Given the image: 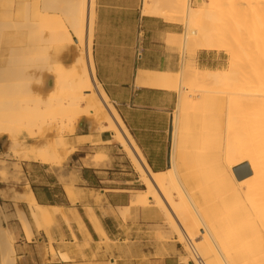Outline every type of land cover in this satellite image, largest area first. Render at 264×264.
Instances as JSON below:
<instances>
[{"label": "bare ground", "instance_id": "bare-ground-1", "mask_svg": "<svg viewBox=\"0 0 264 264\" xmlns=\"http://www.w3.org/2000/svg\"><path fill=\"white\" fill-rule=\"evenodd\" d=\"M95 1L38 0L33 12L25 4L24 20L11 21L13 0H0V135L25 160L56 164L74 149H67L62 136L56 141L46 138L54 131H74L81 119L90 117L96 129L113 133L146 186L131 204L145 205L154 198L159 210L153 217L164 218L166 228L190 250L191 261L264 264V0H202L198 6L192 0H141L142 15L184 25L182 33L167 32L168 43L182 49L180 69L140 68L135 77L139 86L177 96L165 170L151 167L97 78L92 55ZM22 26L28 28L26 35L18 32ZM72 46L77 55L66 64L58 56ZM51 47L56 56L49 54ZM201 50L224 51L228 67L193 63ZM33 70H46L50 76H39L34 85ZM50 77L57 94L43 98L40 94L48 89ZM22 136L38 144L21 147ZM88 140L87 135L77 137L79 143ZM194 150L208 153L205 163L214 168L208 178L213 192L200 194L181 175L190 161L186 155ZM102 157L94 154V165ZM243 163L251 174L239 179L234 168ZM1 170L0 182L9 180ZM20 180L14 177V183ZM11 190L14 198L29 203L38 228L54 221L58 208L38 204L32 190ZM67 192L74 197L71 187ZM215 198L220 200L215 203ZM88 213L95 230L110 240L90 208ZM18 217L28 236L33 235L32 222L19 210ZM2 220L8 221L9 215L0 218V264L22 263L23 258L13 257V234ZM41 248L46 261L48 251L56 257L53 245L43 243Z\"/></svg>", "mask_w": 264, "mask_h": 264}, {"label": "rangeland", "instance_id": "rangeland-1", "mask_svg": "<svg viewBox=\"0 0 264 264\" xmlns=\"http://www.w3.org/2000/svg\"><path fill=\"white\" fill-rule=\"evenodd\" d=\"M7 2L8 0H2ZM103 1V3H102ZM4 7L6 8V5ZM202 0H192V4L195 6L200 5ZM26 3H29V9L33 12V8L39 7L38 0H13L11 16L8 19L11 21H22L25 18L23 10L27 9L25 6ZM104 3L112 5L107 8H103ZM1 7V6H0ZM95 9L97 12V17L93 25V38H92V55L95 61L96 66V75L99 81L103 84V81H106L103 73L112 71L116 73V70H126V76L121 77L122 79H129L138 73L139 68L144 67L142 63H136V47L142 39V46L144 48L143 52V61H145V66H150L153 69L159 70H172L178 71L181 66L182 60V49L178 44L170 45L168 43L167 32H147L146 28H163L167 25V31H175L182 33L184 31V25L179 22H169L164 21L163 18L158 17V19H150L148 16L142 15L141 13V0H96ZM143 17V25L140 23L139 18ZM32 20H34L33 15L31 14ZM39 17H35V20H39ZM146 23V24H145ZM14 31V30H12ZM144 31V34H142ZM18 32H22L23 35H26L28 28L22 26L18 28ZM44 36L47 37V33H44ZM48 44V42H44ZM148 48V50H147ZM214 54H218L219 60L214 61L212 68H227L229 65V55L222 50H208ZM8 52V51H7ZM49 54L56 56L54 48L48 49ZM199 53V52H198ZM77 55L75 46L70 47L69 49L63 51L58 58L66 64H70L74 61ZM198 54L192 59L193 63H197ZM113 58V59H112ZM200 67H203L199 65ZM36 73L33 77L32 83L35 85L37 78H46V75L50 76V73L46 70L42 71H32ZM123 75V73H121ZM117 78V79H121ZM52 78H48L49 87L46 91L41 93V97L49 98L56 93L55 90H52L51 84ZM104 86V85H103ZM225 96L224 94H220ZM162 102H165L166 109L164 112L167 113L169 122L166 124L163 122L162 118V132L152 133L150 132L145 136L146 144H149V149L146 150L148 154L153 155L156 161V169L165 170L169 166L167 164L168 150L170 149L169 141V124L171 113L176 109V93L168 92L163 90L159 95ZM111 103L118 109L120 107L113 101L112 95L110 96ZM125 115L124 110H119ZM165 114V113H164ZM152 122L153 124H159V116L146 117V122ZM212 125V124H211ZM158 127V126H157ZM156 127V128H157ZM152 133V134H151ZM78 134H87L90 140L87 142H77ZM59 136H62L67 142V149H74V152L69 153L63 158L61 163L49 164L53 167H58L59 170H63L74 167L77 165V161L82 157L81 162L84 164H95L92 161L93 155L96 153H101L102 159L100 163H110L111 154L118 156H127V153L118 143L116 137L112 135V132H101L96 129L90 117H84L80 120L74 131H66L65 133L58 135L56 131L51 133L46 140L47 141H56ZM111 138V141H105L106 139ZM100 139V140H99ZM23 145L21 147H26L28 143H34V140H30L25 136H22L20 139ZM38 144V143H37ZM113 148L114 152H109V148ZM21 151L15 152L9 148V140L7 137L0 135V169L4 176L8 177L9 180L5 182H0V218L3 217V213H7L5 207L3 206L4 198L9 197L8 187H11V178L15 173H22L21 162L30 161L25 160L20 154ZM124 152V153H123ZM197 150H194V154L188 153L186 155L187 160L189 161L188 165L184 166L181 171V175L188 179V182L192 187H195L199 190V193H203V190L212 189L213 184L208 181V178L214 173V168L211 164H206L208 153L204 150L202 154L196 153ZM167 154V156H166ZM201 155V156H200ZM201 160V161H200ZM35 161V160H31ZM39 162V161H36ZM41 163V162H40ZM76 163V164H75ZM118 163L121 164V167L126 166L128 169L130 164H132L129 159L121 157L118 160ZM202 163V164H201ZM137 171V170H136ZM136 175L140 174L136 173ZM61 176V175H60ZM134 176H132L133 178ZM61 179L65 181V178L61 176ZM139 182L135 183L137 191H133L134 196L139 192V190H145L146 186L142 184V179L140 177ZM203 186V187H202ZM216 194V193H215ZM216 199V198H215ZM223 199V198H222ZM220 200L217 198L213 202ZM141 206L145 209L146 214L142 217H139L137 211L138 207ZM133 208H135V216L133 213ZM156 200L154 198L148 199V202L145 205H132L130 208L124 209L122 214L125 223L127 219H130L131 225L135 224L132 231L134 235H123L122 238H116L115 240H106L101 241V244L111 248V246L119 247L120 244L133 247L131 254L129 255H140L141 258H136L135 260H140L144 258L146 261L151 262L152 264H164L166 260L167 264H195L193 256L191 255L190 250L185 246L184 243H179L177 237L174 233L170 232L164 225V218L161 216L153 217L154 212L158 209ZM139 221L146 225L145 231H139L138 227ZM55 222L52 221L49 224L44 225L39 230H44L46 235L49 238V245H52L53 239L49 233V227L52 226ZM11 221L2 220V224L8 226L13 234V245L14 253L13 257H18L17 244L22 240L19 234H16L14 229L11 227ZM21 228L24 234V238L27 242H32L34 235L28 236L24 226L21 223ZM131 234V232L129 233ZM139 234V235H138ZM23 236V235H22ZM142 244H145V247H142ZM146 251V253L143 252ZM51 252V251H50ZM52 253V252H51ZM189 261V262H188ZM19 263V261H18ZM16 263V264H18Z\"/></svg>", "mask_w": 264, "mask_h": 264}, {"label": "crops", "instance_id": "crops-1", "mask_svg": "<svg viewBox=\"0 0 264 264\" xmlns=\"http://www.w3.org/2000/svg\"><path fill=\"white\" fill-rule=\"evenodd\" d=\"M102 5L103 8L112 6L107 3ZM149 18L158 19V17ZM139 21L143 25L142 16ZM164 26L163 28L155 27V29L146 28V30L148 33L150 31L169 32L166 29L167 25L164 24ZM143 59H136V63L141 62L144 66L141 68L153 69L148 65L145 66ZM217 60H219L218 54L208 50L199 51L197 56L198 65L203 67L212 68L214 61ZM106 71L107 73H103L106 78V81H103L104 88L120 107L118 111L124 110L125 115L121 111L119 113L151 167L154 170H160L155 168L157 159L146 151L150 147L149 144H146L145 136L150 132L164 131L162 130V118L166 124L169 122L168 115L164 112L166 104L159 96L163 90L139 86L135 81L137 74L134 78L122 79L121 77L126 76V70L118 68L113 75L112 71L108 72L107 68ZM152 116H159V124L146 122V117ZM83 135L87 134H78L77 137ZM105 141L109 142L111 138ZM108 151L114 152L115 150L109 148ZM121 157L129 159L128 156L111 154L110 163L94 165L82 163L81 159H85L82 157L77 161V165L67 168L63 172L58 167L45 163L31 160L21 162L22 173H15L11 178L12 184L11 187H8L9 197L4 198L2 202L9 215V221L12 222L11 227L22 238L17 244V251L18 257L24 260L19 264H113V259L115 260L114 264H152L144 258L135 260L141 258L140 255H129L133 247L120 244L118 248L116 246L108 248L102 245L101 241L104 240V237L95 230L88 213V208H90L101 221L110 240H115L118 236L120 239L123 235H134L132 231H135L133 230L135 224L131 225L130 219H127V223H125L121 213L122 210L130 208L134 196L133 191L138 190L134 185L141 180L139 175H136L137 171L133 164H130L128 169L126 166L121 167L122 165L118 163ZM60 175L65 178V181L61 179ZM16 176L21 179L18 183H14ZM132 176L134 177L132 178ZM141 183L143 184V182ZM67 187L74 190L73 198L68 195ZM12 188L20 194H26L32 190L38 204L59 209L54 213V224L49 227V233L53 239L52 245L56 252L55 258L48 251V259L45 260L41 245L43 243L49 245V238L44 230H39L33 223L29 203L24 199L14 198ZM18 210L32 222L34 235L32 242H27L24 238ZM133 213L135 216V208H133ZM137 213L139 217H142L146 211L139 206ZM138 224L139 231H145L146 225L140 221ZM130 232L131 234H129ZM142 247H145V244H142ZM143 252L146 253L144 249ZM167 263L165 260L164 264Z\"/></svg>", "mask_w": 264, "mask_h": 264}, {"label": "water", "instance_id": "water-1", "mask_svg": "<svg viewBox=\"0 0 264 264\" xmlns=\"http://www.w3.org/2000/svg\"><path fill=\"white\" fill-rule=\"evenodd\" d=\"M169 141L171 142V124H169ZM170 149L168 150L167 164L169 166ZM237 178L243 179L251 174V170L247 168V164L243 163L234 168Z\"/></svg>", "mask_w": 264, "mask_h": 264}, {"label": "built area", "instance_id": "built-area-1", "mask_svg": "<svg viewBox=\"0 0 264 264\" xmlns=\"http://www.w3.org/2000/svg\"><path fill=\"white\" fill-rule=\"evenodd\" d=\"M144 34V31H142ZM140 43L137 44V47H136V59L137 60H141L143 58V52H144V48L142 46V39H140Z\"/></svg>", "mask_w": 264, "mask_h": 264}]
</instances>
